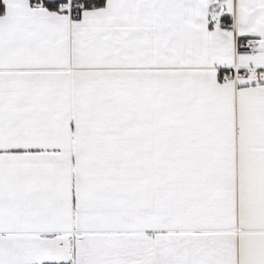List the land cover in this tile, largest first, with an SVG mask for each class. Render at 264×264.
<instances>
[{
  "label": "snow or ice",
  "instance_id": "6c2138e0",
  "mask_svg": "<svg viewBox=\"0 0 264 264\" xmlns=\"http://www.w3.org/2000/svg\"><path fill=\"white\" fill-rule=\"evenodd\" d=\"M0 264H264V0H0Z\"/></svg>",
  "mask_w": 264,
  "mask_h": 264
}]
</instances>
